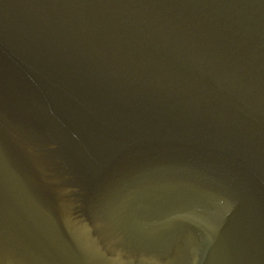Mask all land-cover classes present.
Listing matches in <instances>:
<instances>
[{"label": "water", "instance_id": "obj_1", "mask_svg": "<svg viewBox=\"0 0 264 264\" xmlns=\"http://www.w3.org/2000/svg\"><path fill=\"white\" fill-rule=\"evenodd\" d=\"M0 264H264V0H0Z\"/></svg>", "mask_w": 264, "mask_h": 264}]
</instances>
